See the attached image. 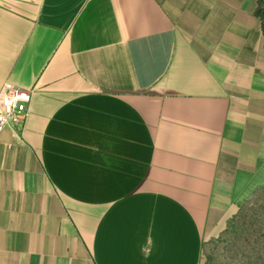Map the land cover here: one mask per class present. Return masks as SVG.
<instances>
[{
  "label": "crops",
  "instance_id": "crops-1",
  "mask_svg": "<svg viewBox=\"0 0 264 264\" xmlns=\"http://www.w3.org/2000/svg\"><path fill=\"white\" fill-rule=\"evenodd\" d=\"M255 7L0 0V87L32 90L0 132V264H203L264 189Z\"/></svg>",
  "mask_w": 264,
  "mask_h": 264
},
{
  "label": "rangeland",
  "instance_id": "rangeland-1",
  "mask_svg": "<svg viewBox=\"0 0 264 264\" xmlns=\"http://www.w3.org/2000/svg\"><path fill=\"white\" fill-rule=\"evenodd\" d=\"M202 262L264 264V189L256 191L249 201L240 205L222 231L205 235Z\"/></svg>",
  "mask_w": 264,
  "mask_h": 264
},
{
  "label": "built area",
  "instance_id": "built-area-1",
  "mask_svg": "<svg viewBox=\"0 0 264 264\" xmlns=\"http://www.w3.org/2000/svg\"><path fill=\"white\" fill-rule=\"evenodd\" d=\"M31 94V89H23L10 83L0 87V132L5 127L20 124Z\"/></svg>",
  "mask_w": 264,
  "mask_h": 264
},
{
  "label": "trees",
  "instance_id": "trees-1",
  "mask_svg": "<svg viewBox=\"0 0 264 264\" xmlns=\"http://www.w3.org/2000/svg\"><path fill=\"white\" fill-rule=\"evenodd\" d=\"M254 13L260 20L261 31L264 36V0H256V7Z\"/></svg>",
  "mask_w": 264,
  "mask_h": 264
}]
</instances>
